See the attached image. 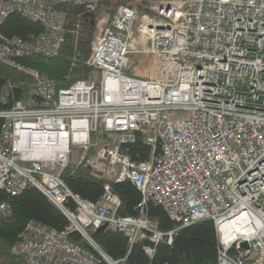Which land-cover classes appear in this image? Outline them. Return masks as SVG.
<instances>
[{
	"label": "built area",
	"instance_id": "obj_1",
	"mask_svg": "<svg viewBox=\"0 0 264 264\" xmlns=\"http://www.w3.org/2000/svg\"><path fill=\"white\" fill-rule=\"evenodd\" d=\"M103 1L0 0V30L12 13L42 27L24 38L0 33V63L33 80L26 99L0 111V192L34 187L67 219L62 230L28 222L13 253L27 264H120L90 228L107 225L132 244L148 238L153 254L179 228L211 219L218 264H264V0H151L141 15L121 4L109 21L97 16L87 61L95 75L63 87L19 61L58 56L64 6L95 11ZM132 54L139 64L131 66ZM140 134L146 160L123 150ZM72 161L105 179L101 199L69 188L63 173ZM124 181L141 192L140 216L118 215L112 183ZM148 204L176 228H158Z\"/></svg>",
	"mask_w": 264,
	"mask_h": 264
},
{
	"label": "trees",
	"instance_id": "obj_2",
	"mask_svg": "<svg viewBox=\"0 0 264 264\" xmlns=\"http://www.w3.org/2000/svg\"><path fill=\"white\" fill-rule=\"evenodd\" d=\"M128 4L125 0H120ZM111 6L113 0L104 3ZM67 13L66 40L61 53L52 58L28 55L19 61L39 71L44 79L54 81L57 87L70 85L81 78H89L95 72L87 63L91 54V41L95 37V26L99 9L89 11L84 7L64 6ZM116 10V9H115ZM42 30L39 23L33 22L18 13L10 14L1 26L4 37H27ZM33 80L27 74L7 64L0 63V111L9 109L17 101L26 99L31 91ZM3 119L0 118V131ZM123 150L134 160H146L151 148L145 143L142 134L137 141L125 145ZM69 188L83 198L96 201L103 197L105 179L91 176L72 161L63 173ZM112 190L121 199L118 209L120 216H140L138 208L141 192L130 181L112 183ZM0 201L9 207L0 210V264H27L25 259L13 253L12 248L30 221L62 230L67 225L66 217L36 188L29 187L16 196L0 192ZM144 213L158 228L169 231L176 228L161 206L148 204ZM93 240L110 257L120 264H218L220 245L214 221L203 219L177 230L172 243L166 240L154 246L149 254L144 247L152 245L148 238L131 243L129 237L119 231L109 229H89ZM72 241L87 246L80 235L73 234Z\"/></svg>",
	"mask_w": 264,
	"mask_h": 264
},
{
	"label": "crops",
	"instance_id": "obj_3",
	"mask_svg": "<svg viewBox=\"0 0 264 264\" xmlns=\"http://www.w3.org/2000/svg\"><path fill=\"white\" fill-rule=\"evenodd\" d=\"M105 1V0H104ZM104 1H103V3H101L100 4V6H99V9L100 10H98L99 12H98V16H102V17H104V19L105 20H110V18H111V16L113 15V13L115 12H112V9H110V6L109 5H107V3L105 2L104 3ZM113 1H115V0H113ZM130 5V4H129ZM132 6L134 7V9L138 12V14H143V13H145V9H144V7H142V5L141 4H132ZM139 46H140V44H139ZM144 62L145 61H148V58L147 57H144ZM130 71H134L133 69H131Z\"/></svg>",
	"mask_w": 264,
	"mask_h": 264
},
{
	"label": "rangeland",
	"instance_id": "obj_4",
	"mask_svg": "<svg viewBox=\"0 0 264 264\" xmlns=\"http://www.w3.org/2000/svg\"><path fill=\"white\" fill-rule=\"evenodd\" d=\"M125 1L128 2V4H130V5H132L133 3L136 4V5L137 4H141L142 7H143L144 2L151 1V0H125ZM152 1L160 2V1H168V0H152ZM113 3L114 4L110 6V9H112V12H114L115 9H117V7L119 5L123 4V3H121L120 0H115ZM99 6L100 5H98V8L97 9H99ZM98 12L96 11L97 14H98ZM96 18H97V16H96ZM95 36H96V26H95ZM130 59H131V66L136 65V64H139V60H140V57L139 56L132 54V55H130ZM93 75H95V73H93Z\"/></svg>",
	"mask_w": 264,
	"mask_h": 264
},
{
	"label": "water",
	"instance_id": "obj_5",
	"mask_svg": "<svg viewBox=\"0 0 264 264\" xmlns=\"http://www.w3.org/2000/svg\"><path fill=\"white\" fill-rule=\"evenodd\" d=\"M106 228H107V225H103V226L101 227V229H106ZM242 246H243L244 248H247V247H248L247 243H243Z\"/></svg>",
	"mask_w": 264,
	"mask_h": 264
},
{
	"label": "bare ground",
	"instance_id": "obj_6",
	"mask_svg": "<svg viewBox=\"0 0 264 264\" xmlns=\"http://www.w3.org/2000/svg\"><path fill=\"white\" fill-rule=\"evenodd\" d=\"M238 231H243L244 232V230H239V229H238Z\"/></svg>",
	"mask_w": 264,
	"mask_h": 264
}]
</instances>
